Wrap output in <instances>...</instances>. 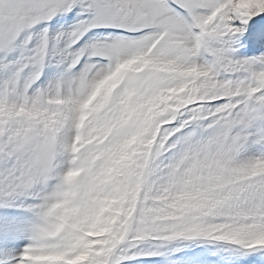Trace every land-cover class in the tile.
Segmentation results:
<instances>
[{
    "label": "snow or ice",
    "instance_id": "snow-or-ice-1",
    "mask_svg": "<svg viewBox=\"0 0 264 264\" xmlns=\"http://www.w3.org/2000/svg\"><path fill=\"white\" fill-rule=\"evenodd\" d=\"M264 264V0H0V264Z\"/></svg>",
    "mask_w": 264,
    "mask_h": 264
},
{
    "label": "rangeland",
    "instance_id": "rangeland-1",
    "mask_svg": "<svg viewBox=\"0 0 264 264\" xmlns=\"http://www.w3.org/2000/svg\"><path fill=\"white\" fill-rule=\"evenodd\" d=\"M158 260L159 258H157L156 261H145V262H141V264H158Z\"/></svg>",
    "mask_w": 264,
    "mask_h": 264
}]
</instances>
